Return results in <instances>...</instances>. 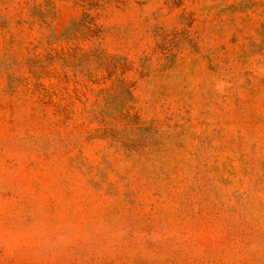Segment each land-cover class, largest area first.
<instances>
[{
    "label": "rangeland",
    "instance_id": "1",
    "mask_svg": "<svg viewBox=\"0 0 264 264\" xmlns=\"http://www.w3.org/2000/svg\"><path fill=\"white\" fill-rule=\"evenodd\" d=\"M0 264H264V0H0Z\"/></svg>",
    "mask_w": 264,
    "mask_h": 264
}]
</instances>
